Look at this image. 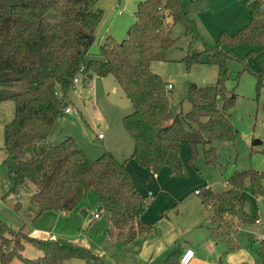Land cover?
<instances>
[{
    "label": "trees",
    "instance_id": "obj_1",
    "mask_svg": "<svg viewBox=\"0 0 264 264\" xmlns=\"http://www.w3.org/2000/svg\"><path fill=\"white\" fill-rule=\"evenodd\" d=\"M247 1L249 22L232 34L222 33L215 45L205 44V62L219 67L216 83H191L190 109L168 117L172 110L168 85L172 83L153 71L152 63L167 59V51L178 39L173 35L175 25L183 24L184 33L193 36L195 21L182 0L139 1L127 37L119 41L106 36L94 57L90 49L103 12L96 8L98 0H0V101L15 102L14 118L4 124L7 157L3 163L14 191L26 181L37 185L30 195L35 218L47 210L74 209L95 187L98 213H108V236L129 244L158 234L156 223L141 218L150 202L136 186L127 161L109 152L91 160L72 136L54 142L50 131L68 107L65 100L84 66V82L91 83L94 74H111L123 88L132 104L123 123L134 141L132 156L142 167L158 173L170 166L180 176L183 142L192 146V163L202 144L207 163L216 164V143L232 141L236 135L231 109L237 94L226 85L233 54L224 45L264 48V0ZM200 54L194 49L184 60L190 66L201 61ZM17 81L27 88L13 89ZM258 85H263L261 73ZM263 179L264 172L254 168L237 170L227 179V190L203 193L212 242L230 241L232 248L236 246L229 235L232 228L256 221L242 209L243 191L250 185L255 196L264 195ZM28 241L43 249V254L24 257L21 250ZM14 257L24 264H64L69 257L107 264L96 250L78 241L53 235L40 238L28 227L13 228L0 218V264H9Z\"/></svg>",
    "mask_w": 264,
    "mask_h": 264
},
{
    "label": "rangeland",
    "instance_id": "obj_2",
    "mask_svg": "<svg viewBox=\"0 0 264 264\" xmlns=\"http://www.w3.org/2000/svg\"><path fill=\"white\" fill-rule=\"evenodd\" d=\"M119 1L125 7L122 14L118 13ZM139 1L141 0H98L96 8L103 12L96 29L97 39L90 49L92 57L99 53L100 44L106 35L119 41L127 37L128 29L135 20L134 12ZM182 2L189 18L195 21L193 36L184 33L183 24L175 25L173 35L178 39L167 51V59L152 63V70L173 85L170 88V105L171 111L175 113L190 109L187 94L191 83L204 86L214 84L218 79V65L205 62L208 55L204 51L205 44L215 45L222 33L232 34L247 24L250 17L247 0H182ZM224 46L233 54V58L228 61L226 85L237 94L231 109L236 135L232 141L216 143V164L207 163L202 144L197 146L196 158L192 163L191 144L188 142L181 144L183 172L180 176H185L189 181L192 178L202 179V183L205 184L194 186V193L196 190L203 194L209 189L215 191L227 189V179L237 170L254 168L264 172V48L246 43ZM194 49L201 51L199 56L201 61L188 66L184 57ZM258 73L263 77L261 86L258 85ZM82 80L81 75L65 100L71 111L62 112L50 131L49 139L60 142L72 136L91 160L109 152L119 160L127 161V165L132 162L130 166L135 164L136 169L132 167L130 173L141 186V190L155 191L154 181L147 182L144 174L149 171L132 156L134 141L123 123L124 115L132 111V104L123 88L111 74L107 76L94 74L90 84ZM26 88L27 85L20 81L13 84L15 90ZM14 115L15 102L10 99L0 101V218L13 228L24 226L28 227L31 233L42 232L78 241L96 250L107 264H139L134 245H124L120 240L107 235V211L103 210L100 217H95V213L99 212V197L95 187L90 188L81 202L70 211L61 213L47 210L40 217H34L35 206L31 203L30 195L37 185L26 181L14 191L8 170L3 163L7 157L4 148V124L11 121ZM99 133H103L104 138L100 139ZM245 193L252 194L253 200H256L250 185L244 189L242 199L249 209H254V201L245 199ZM201 197L202 195L199 197L200 200ZM246 223L232 228L230 237L239 244L238 248L250 249L256 246L259 251L262 250L260 257L264 258L263 228L252 232L253 228L250 229V226L254 225ZM216 234L218 235V232ZM219 244L224 255L222 260H226V264H236L234 260L229 261L227 258L228 254L235 250L232 248L234 243L221 241ZM203 250L204 248L198 251V255L202 254ZM21 253L24 257L34 259L43 254V249L28 241L24 243ZM208 256L214 258L215 253ZM9 264H24V261L14 257ZM64 264L88 263L81 257H69L64 260ZM89 264L98 262L90 261Z\"/></svg>",
    "mask_w": 264,
    "mask_h": 264
},
{
    "label": "crops",
    "instance_id": "obj_3",
    "mask_svg": "<svg viewBox=\"0 0 264 264\" xmlns=\"http://www.w3.org/2000/svg\"><path fill=\"white\" fill-rule=\"evenodd\" d=\"M118 6L125 9L121 1L118 2ZM99 138H104V135ZM130 164L127 165V168L129 172H132L131 168L134 167L136 169V166L133 164L131 167ZM148 171L144 172V174L147 182L154 181L155 191H142L136 179L134 180L139 191L150 202L145 211L142 212L141 218L145 221L156 223L159 226V232L156 236L146 239L138 237L129 243V245L132 244L135 247L139 264H178L180 257L188 247L195 249V256L189 264H226V260H222L224 255H222L223 252L220 249L222 248L219 244L221 242L215 243L210 239L211 229L206 224L207 208L202 197V200L199 199L203 194L196 191L195 193L193 192L194 186L197 184H199L198 186L205 185L202 183V179L192 178L189 181L185 176H175L171 173L170 166H165L158 173ZM198 181L200 183H197ZM184 183L187 184L184 185ZM225 190L227 189L222 191ZM244 197L254 201L252 194L245 193ZM254 197L256 199L253 204L254 209H249L243 202L244 198L242 199V209L245 214L247 216L250 215L249 217L251 218H256V221L246 223L254 225L250 226V229L253 228L252 232L262 228L264 230V195L258 197L254 195ZM32 234L40 238L41 236H43L42 238L49 236L47 233L43 235L40 232ZM233 241L236 246L234 247L235 250L228 254L227 258L229 261L234 260L236 264H264V258L260 257L262 250L259 251L256 246L250 249L238 248L240 246L234 238ZM203 248L202 254L198 255L197 252ZM210 253H215L214 258L208 256Z\"/></svg>",
    "mask_w": 264,
    "mask_h": 264
},
{
    "label": "built area",
    "instance_id": "obj_4",
    "mask_svg": "<svg viewBox=\"0 0 264 264\" xmlns=\"http://www.w3.org/2000/svg\"><path fill=\"white\" fill-rule=\"evenodd\" d=\"M250 1H253V0H250ZM118 9H119V13H122L124 8L123 7H120L118 6ZM84 71V66H82L79 70V72L76 74V76L74 77V83L78 82L80 80V77L82 75V72ZM75 85V84H74ZM169 88L172 87L171 84L168 85ZM71 110L70 107H66L65 108V112H69ZM99 137H103V134H99ZM197 193H200L198 190H196ZM99 213L96 212L95 213V217H99ZM195 256V249L193 247H188L184 253L182 254V256L180 257L179 259V262L178 264H189L192 259L194 258Z\"/></svg>",
    "mask_w": 264,
    "mask_h": 264
},
{
    "label": "water",
    "instance_id": "obj_5",
    "mask_svg": "<svg viewBox=\"0 0 264 264\" xmlns=\"http://www.w3.org/2000/svg\"><path fill=\"white\" fill-rule=\"evenodd\" d=\"M173 115V112L172 111H169V113H168V117H171ZM41 234H43V235H46V233H42V232H40Z\"/></svg>",
    "mask_w": 264,
    "mask_h": 264
}]
</instances>
